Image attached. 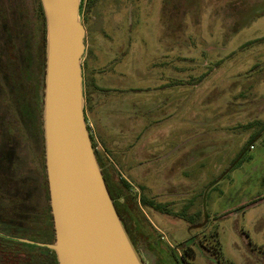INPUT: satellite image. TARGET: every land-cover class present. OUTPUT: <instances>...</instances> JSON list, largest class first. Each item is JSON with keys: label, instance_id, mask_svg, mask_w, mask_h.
Wrapping results in <instances>:
<instances>
[{"label": "rangeland", "instance_id": "rangeland-1", "mask_svg": "<svg viewBox=\"0 0 264 264\" xmlns=\"http://www.w3.org/2000/svg\"><path fill=\"white\" fill-rule=\"evenodd\" d=\"M39 1L0 0V207L6 215L0 214V232L50 244L47 29ZM91 1L90 9H80V20L85 45L94 43L104 69L103 87L110 91L121 81L132 100L148 102L143 145L155 161L134 170L113 164L115 181L127 180L137 197L146 187L171 210L141 209L145 221L132 236L141 259L151 264L140 244L160 237V264H264V0ZM99 24L90 40L87 30L90 35ZM9 46L17 62L5 73ZM91 56L86 48L83 91L94 71ZM14 72L16 100L9 81ZM86 118L102 152L107 132L90 110ZM18 188L25 190V202H19ZM29 245L20 246L21 264H55L46 247ZM186 247L195 256L185 262Z\"/></svg>", "mask_w": 264, "mask_h": 264}, {"label": "water", "instance_id": "water-1", "mask_svg": "<svg viewBox=\"0 0 264 264\" xmlns=\"http://www.w3.org/2000/svg\"><path fill=\"white\" fill-rule=\"evenodd\" d=\"M82 0H41L46 19L45 162L58 264H145L109 193L85 114Z\"/></svg>", "mask_w": 264, "mask_h": 264}, {"label": "crops", "instance_id": "crops-1", "mask_svg": "<svg viewBox=\"0 0 264 264\" xmlns=\"http://www.w3.org/2000/svg\"><path fill=\"white\" fill-rule=\"evenodd\" d=\"M91 33L94 35L100 33V24L93 26L90 35L87 30L90 40ZM86 48H90L92 52L90 64L94 70L91 79L88 80L93 86L89 110L97 125L100 124L107 132L108 139L103 144L114 159L112 163L114 165L117 163L121 169L125 170L146 168V164L155 161L150 158L152 154L150 149L143 145V139L149 136L150 129L148 102L139 101L143 102L139 105L138 101L136 103V100H132L129 97L131 89L127 88L126 84L121 85V81H118L119 86L116 85L111 88L112 90L106 91L103 87V75H101L104 69L98 65L99 61L93 53L94 43L92 41L91 44L86 43ZM122 76H126V73H121ZM151 222L155 228L154 231L160 232L154 221L151 220ZM158 242L160 237H149L148 243L140 244L142 249L145 247V253L149 252L147 256L151 264H160V251L157 249L160 243Z\"/></svg>", "mask_w": 264, "mask_h": 264}, {"label": "trees", "instance_id": "trees-1", "mask_svg": "<svg viewBox=\"0 0 264 264\" xmlns=\"http://www.w3.org/2000/svg\"><path fill=\"white\" fill-rule=\"evenodd\" d=\"M87 2H82L81 11L84 8L85 9H90L93 6V1L87 0ZM39 9H40L39 16H41V19H42V21L44 23V26H45L46 20H45V14H44V10H43V6H42L41 1H39ZM7 53H8V55H7L6 59L4 60V63L2 64V67H5L4 68V70H5L4 72L5 73H8L7 72V70H8L7 68L8 67H6V66H8L10 62H17V55H16L17 51H16V49H14L12 46H9L8 50H7ZM1 58L2 57L0 56V59ZM17 75H18V73H16V72H14L13 75L9 74V76H10V79H9L10 84H12L14 86V88H13L14 91L11 88L12 91H13L11 94H12V97L14 99L18 95V92L16 91L17 84L20 85L19 84V80L17 81V78H16ZM9 81H7V82H9ZM91 88H93L92 83L88 82L86 84V91L84 90V97H85V101H86V103H85V114H86V112L89 111V100H88V103H87L86 99H87V96H88L89 92L91 91ZM17 98H19V97H17ZM15 100H13V102ZM14 105L18 106L17 103H14ZM86 121H87V118H86ZM88 129L91 132L89 127H88ZM90 136H91V140H92V144H93V147H94V150H95V154H96L98 163H99V165L101 167V170H102V173H103V177L105 179V182H106L107 188L109 190V193H110V195H111V197H112V199L114 201L115 207H116L117 212H118V214H119V216L121 218V221H122V223H123L128 235H129L131 241L133 242V237L132 236H133V234H135L136 232L139 231L137 229V226H139L140 223L144 220V217L141 214V209L148 208V209H152V210H154L156 212H162V213H168V214H170L171 210L169 209V207L167 205L160 204V202L156 201L155 197H150L149 195H147L145 193L146 187H144V186L139 187L141 193H140L139 197H137L133 193H129V190L131 189V187H130L129 183L127 182V180H125L122 177H120L118 182H116L115 180L117 179L118 174L116 176L115 169L113 168L114 166H113L112 161H114V159L111 157L109 151L107 150V148L105 147L104 144L101 145L102 150L104 151V153H103V151L101 152L99 150V147L95 144V140H94L93 135L90 134ZM18 190L20 191V193L17 196L19 202L20 201L23 202V200L25 202L26 201L25 195H23L25 190H20L19 188H18ZM49 199H50V196H49ZM1 200H2V197L0 196V201ZM12 202H13V200H10V203H12ZM18 205H20V204L18 203ZM3 211L4 210H1V207H0V214L5 215V213H3ZM49 214H50V217H51L52 232L55 234L54 225H53V216L51 214V207L49 208ZM13 215H15V214H13ZM33 240H35V239H33ZM35 241H37V240H35ZM0 242L13 243L12 241L3 239L1 237H0ZM19 244H20V246L21 245L30 246L29 244L22 243V242H20ZM46 250L49 251L52 254V256L54 257L55 264H58L57 261H56L55 252L53 250H51V249H48V248H46ZM186 256H189L190 258H193L195 256L194 255V250L191 247H186L182 251L181 259L183 261H185V262H186ZM187 264H191V263H187Z\"/></svg>", "mask_w": 264, "mask_h": 264}, {"label": "flooded vegetation", "instance_id": "flooded-vegetation-1", "mask_svg": "<svg viewBox=\"0 0 264 264\" xmlns=\"http://www.w3.org/2000/svg\"><path fill=\"white\" fill-rule=\"evenodd\" d=\"M0 237L13 242V243L0 242V264H21L22 259L20 258V244H19L20 241L16 240L19 237H15V236L10 237L2 232H0ZM4 244L7 245L6 248L2 246Z\"/></svg>", "mask_w": 264, "mask_h": 264}, {"label": "built area", "instance_id": "built-area-1", "mask_svg": "<svg viewBox=\"0 0 264 264\" xmlns=\"http://www.w3.org/2000/svg\"><path fill=\"white\" fill-rule=\"evenodd\" d=\"M82 2H87V0H82V1H81V4H82Z\"/></svg>", "mask_w": 264, "mask_h": 264}]
</instances>
